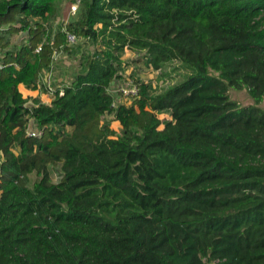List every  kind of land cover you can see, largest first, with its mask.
I'll return each mask as SVG.
<instances>
[{
  "label": "trees",
  "instance_id": "obj_1",
  "mask_svg": "<svg viewBox=\"0 0 264 264\" xmlns=\"http://www.w3.org/2000/svg\"><path fill=\"white\" fill-rule=\"evenodd\" d=\"M62 2L0 0V264H264V0H73L54 29ZM65 31L99 44L24 97ZM125 48L188 74L115 104Z\"/></svg>",
  "mask_w": 264,
  "mask_h": 264
},
{
  "label": "rangeland",
  "instance_id": "obj_2",
  "mask_svg": "<svg viewBox=\"0 0 264 264\" xmlns=\"http://www.w3.org/2000/svg\"><path fill=\"white\" fill-rule=\"evenodd\" d=\"M73 2V0H63L62 7L63 12L61 15H58L54 20L50 21L51 26L56 29L66 22V18L70 11L69 4ZM69 8V9H68ZM8 41L12 44L19 45L23 42V37L21 32L14 33L8 37ZM69 44V43H68ZM99 42L95 43L91 39L80 38L76 42L69 44L71 45V49L68 51H59L57 52L56 59L53 61V70L50 73L51 84L54 88H58L60 84H68V82L72 79L73 72L81 71L80 62L81 55H89L92 53L93 49L97 47ZM69 47V48H70ZM1 53V50H0ZM143 51H131L128 48L124 49V52L121 56V60L123 61V70H122V79L120 80V86L129 87L133 84V77L131 76L132 72H135L140 80L145 82H151L155 87L156 91H160L163 88H167L172 84L180 81L188 74V70L184 68L178 61H174L172 63H168L164 65L162 68L158 70H154L151 67L145 65L143 58ZM39 89V88H37ZM229 96L231 99L239 102L242 105L251 104L252 100L247 94L246 90H229ZM52 98V94H49L47 101L49 102ZM115 104L123 102L125 104H130L131 98L122 93L118 94L115 97ZM160 119H169L170 116L164 112L158 115ZM105 119L109 120L110 127L119 132L120 124L118 121L114 120L112 114H107ZM163 124L159 125V128H162ZM0 157V161H1ZM53 178L56 174V171L53 169ZM30 182L34 179L33 175L29 176Z\"/></svg>",
  "mask_w": 264,
  "mask_h": 264
},
{
  "label": "built area",
  "instance_id": "obj_3",
  "mask_svg": "<svg viewBox=\"0 0 264 264\" xmlns=\"http://www.w3.org/2000/svg\"><path fill=\"white\" fill-rule=\"evenodd\" d=\"M77 2L73 3L70 6V11H69L70 13H74L75 12V10L77 8ZM65 32H66V42L67 43L72 44V43H74V42H76L78 40V38L76 37V35L74 33L68 32V31H65ZM40 48H41V45H38L37 48L35 49V51H39ZM59 51L61 52L62 50H58V51H54L53 52V55H52V60L53 61L56 59V56L58 54L57 52H59ZM0 67H1V64H0ZM52 68H53V62H52L50 70L47 71L48 73L46 75H44V77H43V73H42L41 74L42 77L40 76V79L38 81V88L39 89H43L48 94H53V91L55 90V88L51 84L52 82L50 80V73H51ZM45 72L46 71H44V73ZM116 91H120L122 93V95L128 96L129 94H135L137 90H136V87L131 84L130 87H123V86L119 85V87L115 90V92ZM27 104L30 105V106L33 105V103L31 101H29ZM27 134L29 136H38L39 132L37 131L36 128H32L30 126L28 131H27Z\"/></svg>",
  "mask_w": 264,
  "mask_h": 264
},
{
  "label": "crops",
  "instance_id": "obj_4",
  "mask_svg": "<svg viewBox=\"0 0 264 264\" xmlns=\"http://www.w3.org/2000/svg\"><path fill=\"white\" fill-rule=\"evenodd\" d=\"M54 68H52V70H53ZM48 72L46 71L45 73L43 72V77H44V75H46ZM51 73H52V71H51ZM41 77H42V75H41ZM71 78H72V76H71ZM59 86V88L60 87H62L63 85L62 84H60V85H58ZM131 86V85H130ZM129 86V87H130ZM18 89H19V91L22 93V95L24 96V97H26V96H29V97H31V98H37V99H40L42 102H45V103H49L50 101H51V99H50V101L48 102L47 101V98L49 97V94L48 93H46L44 90H42V89H35V90H30V89H27V88H25V86L23 85V84H19L18 85Z\"/></svg>",
  "mask_w": 264,
  "mask_h": 264
}]
</instances>
